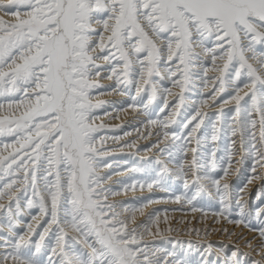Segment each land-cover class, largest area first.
Segmentation results:
<instances>
[{
	"label": "snow or ice",
	"instance_id": "snow-or-ice-1",
	"mask_svg": "<svg viewBox=\"0 0 264 264\" xmlns=\"http://www.w3.org/2000/svg\"><path fill=\"white\" fill-rule=\"evenodd\" d=\"M0 13L12 18L0 16V264H190L180 253L202 247L149 242L177 231L160 228L168 219L161 221L159 211L146 215L162 201H111L121 193L104 187L112 173H100L112 164L98 144L102 126H94L101 62L121 95V85L129 95L135 89L134 105L144 93L146 115L158 100L160 112L169 109L150 121L163 130L152 148L168 160L130 167L148 179L124 193L155 187L187 206L185 215L208 216L202 197L217 201L212 215L228 219L236 212L229 223L258 226L262 257L250 260L249 253L222 246L219 264H264V188L252 210L246 187L233 191L228 182L237 135L251 171L264 169V0H0ZM197 80L200 91H212L189 103L185 93L196 90ZM208 107L220 111L210 116ZM173 178L182 182L180 195L172 191ZM255 179L264 174L248 183ZM192 232L200 234H185Z\"/></svg>",
	"mask_w": 264,
	"mask_h": 264
},
{
	"label": "bare ground",
	"instance_id": "bare-ground-1",
	"mask_svg": "<svg viewBox=\"0 0 264 264\" xmlns=\"http://www.w3.org/2000/svg\"><path fill=\"white\" fill-rule=\"evenodd\" d=\"M0 16H3V13H0ZM3 18L7 21L12 20L10 16H3ZM101 65H107L104 62H101ZM106 68H109L107 65ZM200 70V69H198ZM106 74H101L102 76L98 78L96 82H99L102 84V87L99 88L96 93L93 95V103H99L102 105H106L107 103L110 104L108 101H114V100H122L125 99L124 94L121 95L120 91L117 90L116 88L112 89L110 85L114 83L113 80H107L104 77L109 74V72H103ZM216 73L214 72H209L208 75H215ZM200 81V80H199ZM111 87V89H110ZM206 91H209L210 88H206ZM174 92H178L179 89H173ZM104 93V94H101ZM225 95V94H224ZM174 97H169L168 100H172ZM209 103L211 104V101L209 100ZM233 105H226L224 108V111L227 112L229 109H231ZM204 111L207 112H218L220 109L218 107H208L205 108ZM99 111V108L95 110L94 116L97 117L94 121V126H102L101 130L104 131L105 135L103 137V140H109L107 142L110 143H115L114 146L120 145L121 142L124 141H129L133 140V142L130 143L132 145L131 147L129 146H122V147H117L116 151L111 152L109 155L112 154H125L127 152L129 153H137V156L140 158H148V157H158L160 159H164L165 161L168 160V157L166 156H161L159 154V149L158 148H151L150 150L146 152H141L137 148H144L145 146L143 145H148L151 144L154 141L159 140L162 135H163V130L157 126L153 125L148 121V119L145 116V112L143 110L140 111L138 106L135 105H129L125 107H120V108H113L111 111H109L106 116L101 115ZM141 118V119H147V121L143 122H138L137 119L134 118ZM128 120H133L136 125L133 126L134 130L130 131L125 135L128 136L126 138L123 137V140L121 139H114V134L117 129H122L123 127H126L128 124ZM132 127V128H133ZM132 130V129H131ZM170 131V130H169ZM108 133L112 134L107 135ZM131 138V139H130ZM114 139V140H113ZM233 139L236 141L235 146H234V156H233V167L230 169L231 175L229 176L228 182L231 184V182L234 180L236 175L240 172V163H237V161H240L241 159V153L244 152L241 148V141L239 136L233 137ZM121 141V142H120ZM102 144V143H98ZM164 144H161L160 147L162 148ZM192 147H195V143L193 142ZM242 151V152H241ZM156 153V154H155ZM192 153L188 154V159L191 160ZM248 159V158H247ZM114 164H124L122 161H114ZM169 168L172 170H175V165L172 163H169ZM251 170V169H250ZM103 172V171H102ZM126 173H123L122 175H115L113 176V180L119 179L120 177H123ZM242 176V173H239ZM250 178L253 175L256 174H264V169H259L257 168V173L254 174L252 171L249 173ZM243 177V176H242ZM249 178V179H250ZM263 179H255L252 181V183H246L245 187L246 190L243 192V195L245 197V201L248 202V196L250 193H252L255 189H257V195L260 193L262 187L260 186V183L262 182ZM118 183V182H117ZM117 183H113V186H119ZM110 185L109 182H107L104 186ZM244 187V188H245ZM120 195H117L115 197H110L112 202L116 201H128L130 198H133L134 196H144V199L148 198L149 196H156V194H159L160 196L164 194H168L167 192H161L157 188H153L151 192H149L146 189L141 190L136 189V190H131L128 191L126 194L124 192L120 191ZM162 201V200H158ZM164 201V200H163ZM160 202V203H154L150 204L147 209H145V213H152L154 209H158L160 206H168L171 210H168L165 214L161 215L160 214V220L163 221L165 219V216H167L168 223L160 224V228L166 229L168 227H172L174 229H177V231L172 232L168 234L166 237H177V238H185V239H190L193 241H198V242H205V241H211V242H224L228 243L231 245H234V247L239 248L241 252H246L249 253L251 257H253V260H261L262 257L258 254L260 252V247L261 245V239L259 238V231L256 229L250 230L249 228H245L243 225H236L228 222V219H225L224 217H218L214 216L211 213H209L208 216H202L200 212H196L195 214H192L189 212L187 215L184 213L188 211L187 206H182L180 204H175L171 203L170 200L169 202ZM244 202V201H242ZM121 203V202H118ZM182 208V211L180 210H174L175 208ZM264 206V205H262ZM184 209V210H183ZM159 210V209H158ZM146 215L144 217H139L138 216V222H142L144 219H146ZM237 215V214H236ZM219 219V223L216 221ZM181 221H185L184 223H181ZM196 229L200 232V234L197 236L195 232H192L190 235H186L185 233L190 232V230ZM155 231V229H153ZM226 230V231H225ZM231 233H235V235H231ZM160 238L163 237H158L156 240H159ZM155 240V241H156ZM151 238H149V242L154 243ZM251 241L252 242V247L249 248L247 247V243ZM213 252L218 253L219 250L216 248L212 249ZM208 253V252H207Z\"/></svg>",
	"mask_w": 264,
	"mask_h": 264
},
{
	"label": "rangeland",
	"instance_id": "rangeland-1",
	"mask_svg": "<svg viewBox=\"0 0 264 264\" xmlns=\"http://www.w3.org/2000/svg\"><path fill=\"white\" fill-rule=\"evenodd\" d=\"M102 69H104V71H102V75L106 74L103 72H108V68L107 65H101ZM198 70V69H197ZM199 71V70H198ZM101 75V76H102ZM216 75V74H215ZM215 75H208L209 77H214ZM99 83V82H97ZM165 85H167L168 87H171V83L169 81H165L163 82ZM197 88L196 90H194L193 92H189V93H185V95L188 97V102H192V101H196L197 103L201 100V99H208L209 95L212 91L211 87L209 86L210 90L206 91L207 89H205L204 91H200L202 84L201 81L197 80ZM100 84V83H99ZM102 85V84H100ZM112 87V89L116 88L115 85V80L114 83L112 85H110ZM110 87V89H111ZM121 89L124 90V98L125 99H120V100H114V101H108L110 104H106V105H102L100 104L99 107V111L98 113H100L101 115H105L111 111L113 108H120V107H125V106H129L134 105L132 96H135V89L133 88L131 91V95L128 94V89L124 88L123 85L120 86ZM98 89H96L97 91ZM96 91L93 92L94 94H97ZM224 94L226 95V93H222L221 94V98L224 96ZM144 96V93L140 94V97H137V101L135 102V104L138 106V108L141 110H143L145 112V109L143 108L142 104L139 102L141 97ZM175 103V98H173L172 100H169V104L172 105ZM160 104V101H156L153 105H151L148 109V113L149 114H145L146 118L148 119V121L151 120H161L165 118L166 113L169 111V109H165V112H160L157 105ZM162 106V105H161ZM210 108V107H209ZM182 110V109H181ZM207 112V111H206ZM215 113L217 112H208V114L211 115H215ZM137 119L138 122H143V121H147V119H141V118H134ZM179 119V118H177ZM207 122V121H206ZM136 123L133 120H128V124L126 125V127H123L122 129H117L115 131L114 134V139H121L123 140V137L126 138L128 136H125L129 130L133 131L134 127ZM133 127V128H132ZM175 127V125L173 126ZM132 129V130H131ZM105 132L102 131L100 129V131L96 134L98 137V143H102L103 147L105 149L108 150L109 153L116 151L117 147H126L128 145H130L131 142L134 141L133 140H129V141H124L121 142L120 145L114 146L115 143H110L107 142L109 140H103L104 134ZM107 135H111L110 133H108ZM113 139V140H114ZM131 139V138H130ZM233 139V138H232ZM131 141V142H130ZM241 141V140H240ZM158 142L154 141L151 144L148 145H143L145 146L144 148H137L139 151L141 152H146L149 149L152 148V145L156 144ZM218 147H223L224 146V142L223 141H217L216 142ZM241 148L244 152H242L241 155V160L240 161H244L243 163H240V172L242 173V176L238 173V175H236V177L234 178V180L231 182V186L233 191H238L241 188L245 187V184L248 182L249 178H250V172H251V167H252V159L250 157H248L246 155V150H247V145H243L242 143H240ZM164 147V145H163ZM196 147V146H195ZM156 154V153H155ZM160 154V152H159ZM218 155H220V153H218ZM158 157H148V158H140L137 156V153L133 152V153H125V154H112V155H108L105 157H102V159L106 160L108 163L112 164V168L110 169H105L103 172H101V175H107L109 172L112 173V179L109 181L110 185L104 186L105 188H111L113 191H123L124 187L130 186L132 184H138V183H144L145 180H147L148 178L144 175V173L141 172H132L129 171L130 167H140L141 165L145 166V167H150L153 166L150 164V162L155 161V159H157ZM248 158V159H247ZM114 161H122L124 164H114ZM117 173H126L123 177H120L119 179H115L113 180V176L118 175ZM174 183L171 185L172 191L176 194V195H180L184 189L182 187V182L179 180H175V178H173ZM119 184H118V183ZM113 183H117L119 186H113ZM260 186L262 188H264V179L262 180V182L260 183ZM136 189H139V187H137ZM146 189V188H144ZM131 191V190H129ZM133 191V190H132ZM257 196V189H255L252 193H250V195L248 196V205L249 208L252 210L256 209L257 204H259V201L256 199ZM149 198L151 199H155V200H164V201H169L171 200L173 197H171L168 194H164L162 196H160L159 194H156V196H149L148 198L144 199V196H134L133 198H130L128 201L124 200V201H116L114 203H118V202H131L133 204H141V203H145ZM243 203V202H242ZM181 205V204H180ZM183 206V205H182ZM202 206L205 208V210L209 211V213L213 212V211H218L219 210V206H218V202L217 201H211V203L209 202V198L208 197H202ZM262 206V205H261ZM178 208H175L174 210H181L182 208H180L179 206H177ZM159 209V210H158ZM158 209H154V211H159V213L161 215L165 214L168 210H171L168 206H160ZM184 210V209H183ZM153 211V212H154ZM247 211V209H246ZM236 212H233V215L231 217H229V219H238L239 216L238 214L236 215ZM257 231L258 230V226L256 228ZM0 235H3V233H0ZM167 240H172V241H176V240H181V241H191L193 244H199L202 247L200 248L199 251H196L195 249H187L185 248L181 253L180 256L182 259H187L190 264H205V262L207 261L208 264H219V262L216 259V256L218 253H215L212 251L213 248H216L217 250H219L222 246H228L229 248H236L234 247V245L228 244V243H224V242H211V241H205V242H198V241H193L190 239H185V238H177V237H163L160 238L159 240H156L154 243L156 245L162 246V247H167L169 249L172 248V245H168L166 243ZM152 243V242H151ZM211 244L212 245V249L209 251L207 250V246ZM240 250V249H239ZM208 252V253H207ZM222 259V258H221ZM250 260H253V257H249Z\"/></svg>",
	"mask_w": 264,
	"mask_h": 264
}]
</instances>
